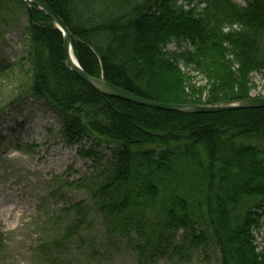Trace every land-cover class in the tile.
<instances>
[{
  "label": "trees",
  "instance_id": "obj_1",
  "mask_svg": "<svg viewBox=\"0 0 264 264\" xmlns=\"http://www.w3.org/2000/svg\"><path fill=\"white\" fill-rule=\"evenodd\" d=\"M42 1L69 31L82 71L137 97L219 105L249 98L251 76L264 81V0ZM7 3L24 9L28 61L9 104L40 101L68 145L92 137L106 146V165L66 185L88 187L109 239L143 263L215 251L219 264H264V238L258 250L253 235L264 229V108L191 115L107 98L63 65L62 36L42 12L20 0L0 7ZM173 43L180 52L168 50ZM70 211L77 224L89 213L83 202Z\"/></svg>",
  "mask_w": 264,
  "mask_h": 264
},
{
  "label": "rangeland",
  "instance_id": "obj_2",
  "mask_svg": "<svg viewBox=\"0 0 264 264\" xmlns=\"http://www.w3.org/2000/svg\"><path fill=\"white\" fill-rule=\"evenodd\" d=\"M232 1L243 5L242 0ZM26 25L24 9L16 3L0 7V264H219L215 251L190 262L168 255L143 263L125 243L109 239L92 209L88 187L66 185L106 165L110 158L106 146L92 137L68 145L59 116L40 101L24 97L9 104L28 69ZM181 47L173 43L168 50L180 52ZM181 68L196 86L205 84L201 76ZM251 85L249 98L264 99V81L253 75ZM87 151L95 153L94 160L84 156ZM64 185L67 189L61 188ZM78 202L89 211L79 224L70 211ZM260 223L264 225V219ZM75 224L76 237L63 241L64 230ZM253 235L260 250L263 227Z\"/></svg>",
  "mask_w": 264,
  "mask_h": 264
},
{
  "label": "water",
  "instance_id": "obj_3",
  "mask_svg": "<svg viewBox=\"0 0 264 264\" xmlns=\"http://www.w3.org/2000/svg\"><path fill=\"white\" fill-rule=\"evenodd\" d=\"M23 3L31 4L33 7L42 12L47 17L54 27L60 32L62 36V53H63V65L67 67L76 77L82 80L86 85L97 91L101 95L125 101L137 106L146 107L154 110H161L167 112H178L184 114H215L224 111L232 110H256L264 108V99L247 98L239 101L222 102L219 105L201 106V105H166L157 103L147 99L137 97L131 93L114 87L101 78H93L87 75L79 67L75 60V63L70 60L71 49V37L69 31L62 24L60 19L54 14V12L42 1V0H21Z\"/></svg>",
  "mask_w": 264,
  "mask_h": 264
},
{
  "label": "bare ground",
  "instance_id": "obj_4",
  "mask_svg": "<svg viewBox=\"0 0 264 264\" xmlns=\"http://www.w3.org/2000/svg\"><path fill=\"white\" fill-rule=\"evenodd\" d=\"M71 49H72V44H71ZM63 54V53H62ZM69 56H70V60L72 61V62H74L75 63V58H74V56H73V53L72 52H70V54H69ZM102 79V78H101ZM103 80V79H102ZM166 105H168V104H166ZM177 106H179V105H177ZM174 113H178V112H174ZM181 114H184V113H181Z\"/></svg>",
  "mask_w": 264,
  "mask_h": 264
}]
</instances>
